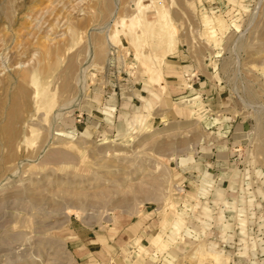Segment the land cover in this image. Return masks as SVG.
<instances>
[{"label": "rangeland", "instance_id": "1", "mask_svg": "<svg viewBox=\"0 0 264 264\" xmlns=\"http://www.w3.org/2000/svg\"><path fill=\"white\" fill-rule=\"evenodd\" d=\"M144 1L178 31L164 90L134 0H0V264H264V0Z\"/></svg>", "mask_w": 264, "mask_h": 264}, {"label": "bare ground", "instance_id": "2", "mask_svg": "<svg viewBox=\"0 0 264 264\" xmlns=\"http://www.w3.org/2000/svg\"><path fill=\"white\" fill-rule=\"evenodd\" d=\"M157 0H153L152 3L156 2ZM155 4V3H154ZM153 5L154 7V14L156 15V18L153 20H149L147 18V12H148V8H150V5L146 4V2L144 0H134L133 3V12L131 13V16L129 17V19H122L120 23L119 27H127V30L129 31L130 34L135 33L134 36V41L136 44L137 50L142 54V49L143 46H145L146 44H151L153 46L156 47H161L166 53H163L161 55H152L153 57H149L146 56V54H142V56L144 55V57H141L140 55H137L138 57L140 56V59L143 58L141 61L142 64L144 63L146 65V69L148 68L149 72H151L150 77L152 75V81H154L156 84H159L163 90H164V83L162 81L163 75H164V66L166 64L167 61V54L171 51H173L176 47V41L175 38L178 34L177 28L175 27L174 23H173V19L172 16L169 12L168 9H165L163 7V5ZM151 5V8H153ZM172 6V5H171ZM105 10V9H104ZM110 10V9H109ZM113 11V10H112ZM205 11V10H204ZM207 11V10H206ZM107 12V10H106ZM105 12V13H106ZM203 13V12H202ZM109 14V13H108ZM206 14V13H205ZM149 15V14H148ZM151 15V14H150ZM51 16V15H50ZM154 16V15H153ZM203 16V15H202ZM57 17V16H56ZM106 17V16H105ZM120 17V16H119ZM104 18V17H103ZM108 18V17H107ZM223 26H225V22L220 21V20H216L215 23L213 22H207L206 23V33H208L210 36H214L217 34V32H219L218 29H221ZM71 28V27H70ZM126 29V28H125ZM70 30V29H69ZM72 31V29H71ZM226 31V30H225ZM128 33V34H129ZM70 34V33H69ZM2 35V34H1ZM113 36V35H111ZM132 36V35H131ZM5 38V37H4ZM3 38V39H4ZM217 38V37H216ZM50 39V38H49ZM118 39V38H117ZM208 39V38H207ZM16 40V39H15ZM47 40V39H46ZM45 40V41H46ZM213 40H215L213 38ZM41 41V40H40ZM52 41V40H51ZM50 41V46H49V42L46 44V42H42L40 43L39 46V52H40V58L36 61L37 62V66L39 67V69H49L50 66L52 68V66L54 65H59V59L57 58V56L60 54L59 53V48L58 47H54L51 44ZM53 43V42H52ZM57 44V41H56ZM133 44V43H132ZM52 45V47H51ZM147 47V46H146ZM151 48V47H150ZM12 50V49H11ZM37 51V50H36ZM62 50H60L61 52ZM137 53V52H136ZM139 53V54H140ZM144 53V51H143ZM63 54V52H62ZM99 54V53H98ZM32 55V54H31ZM38 56V55H37ZM39 57V56H38ZM50 59V61L52 60V63H46L47 59ZM19 61V60H18ZM171 61V59H170ZM170 63V62H169ZM17 64V63H16ZM28 64V63H27ZM141 64V66H142ZM24 65V64H23ZM31 65V64H30ZM16 66V65H15ZM36 66V65H35ZM70 66L72 67V64L70 63ZM74 67V65H73ZM37 68V67H36ZM70 68V67H69ZM20 73V78L21 79H25L28 75H27V69H23L22 71L18 72ZM149 77V78H150ZM20 79V80H21ZM151 79V78H150ZM22 81V80H21ZM3 81L0 80V84ZM187 82V81H186ZM21 83V82H20ZM69 83V82H68ZM67 83V84H68ZM18 84V83H17ZM32 84L35 86V90H34V97H38L41 94V89L39 84L37 83V79L34 78L32 80ZM66 84V85H67ZM69 86V84L67 85V87ZM15 90V89H14ZM155 94V93H154ZM33 95L31 94V91L29 90V88H27L24 85H19L17 87V90L14 93V101L12 104V110L8 111V118L11 120L16 119V122L18 121L17 119H19V113L21 112V110H23V108L27 105L28 99L29 97ZM13 98V97H12ZM200 99V98H199ZM194 101H196V97L193 99ZM12 102V101H11ZM193 102V101H192ZM191 102V103H192ZM189 103V101H188ZM191 103L189 105H191ZM200 103V102H199ZM198 104V101H197ZM196 104V107H197ZM11 105V104H10ZM188 105V106H189ZM195 105V104H194ZM200 105V104H199ZM39 106V105H38ZM195 107V108H196ZM194 108V107H193ZM202 108V107H201ZM198 109V108H197ZM195 111V110H194ZM199 111V110H198ZM196 113V112H195ZM199 114V113H198ZM195 115V114H194ZM140 120V119H139ZM15 121V120H14ZM4 125V124H3ZM34 134V133H33ZM69 134V133H68ZM3 147V146H2ZM2 153V152H1ZM180 218V216L178 217ZM182 219V218H181ZM182 223H184L183 219H182ZM180 220H177L175 223V229L178 232L180 230ZM176 232V233H177ZM175 232L173 234H176ZM151 243L155 246H158L160 244V247L163 246L162 243H166L163 242L162 236L160 234L155 235L154 238L151 240ZM167 244V243H166ZM159 247V246H158ZM159 247V249H160ZM165 247V246H164ZM163 247V248H164ZM199 247V246H198ZM205 248V247H204ZM212 248V247H211ZM215 248V246H214ZM202 249V248H201ZM208 249V248H207ZM164 250V249H163ZM199 250V249H198ZM206 250V249H205ZM209 250V249H208ZM201 251V250H200ZM198 252V251H197ZM210 252V250L208 251ZM216 260V262L220 261V253L214 251L212 253H210ZM206 255V253H205ZM208 257V256H207ZM222 257V256H221ZM223 259V258H222ZM131 264V263H130ZM133 264V263H132Z\"/></svg>", "mask_w": 264, "mask_h": 264}]
</instances>
